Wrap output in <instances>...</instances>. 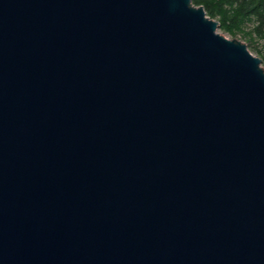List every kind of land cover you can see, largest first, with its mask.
I'll list each match as a JSON object with an SVG mask.
<instances>
[{
    "label": "water",
    "instance_id": "1",
    "mask_svg": "<svg viewBox=\"0 0 264 264\" xmlns=\"http://www.w3.org/2000/svg\"><path fill=\"white\" fill-rule=\"evenodd\" d=\"M192 0H0V264H264V66Z\"/></svg>",
    "mask_w": 264,
    "mask_h": 264
},
{
    "label": "trees",
    "instance_id": "2",
    "mask_svg": "<svg viewBox=\"0 0 264 264\" xmlns=\"http://www.w3.org/2000/svg\"><path fill=\"white\" fill-rule=\"evenodd\" d=\"M204 8L206 15L216 19L219 28L234 38L242 35L248 41H260L258 57L264 66V0H192ZM252 28L246 32V26Z\"/></svg>",
    "mask_w": 264,
    "mask_h": 264
},
{
    "label": "rangeland",
    "instance_id": "3",
    "mask_svg": "<svg viewBox=\"0 0 264 264\" xmlns=\"http://www.w3.org/2000/svg\"><path fill=\"white\" fill-rule=\"evenodd\" d=\"M215 21H217L216 19H214ZM252 28L251 24H248L246 26V29L245 31L248 32L250 31ZM218 32L220 34H222L223 36H225L226 38L228 39H233L232 37H230L227 33L223 32L220 28H218ZM235 39H238L240 41H242L243 43L246 44L247 46V49L254 55V56H257L258 57V52L257 50L260 48L259 45H260V41L256 40L255 43L254 42H250L247 40V38H244L242 35H237L236 37H234Z\"/></svg>",
    "mask_w": 264,
    "mask_h": 264
}]
</instances>
